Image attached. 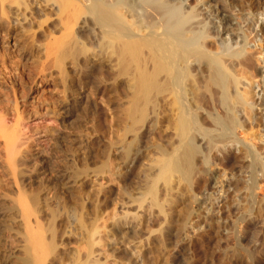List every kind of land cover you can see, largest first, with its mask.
I'll return each instance as SVG.
<instances>
[{"label":"bare ground","instance_id":"1","mask_svg":"<svg viewBox=\"0 0 264 264\" xmlns=\"http://www.w3.org/2000/svg\"><path fill=\"white\" fill-rule=\"evenodd\" d=\"M234 3L240 6L238 0H0V29H7L9 25L11 27L13 20H15L13 21L15 24L22 21L24 23L20 22V24H27L28 26L34 20H37L38 24H42L43 21H48L54 14L57 21L53 23V26L58 27L59 31H57L61 34L56 38L50 34L53 36L51 41L53 40L54 44L50 43L53 46L55 45V50L53 46H50L49 49L53 48L52 54L53 50L55 54L58 51L52 62L61 65L63 59L69 56L73 61H85L86 68L93 70L101 67L106 69L108 75L105 76L108 82H124L127 93L124 94V103L122 101L123 106L120 108L129 120V124H127L126 117L123 115L125 117L124 121L127 122L124 123L127 126L117 129L116 135L120 142L125 143L128 132L131 140L126 142V146H122L123 148L120 149L124 155L123 164L120 165L122 167L115 169L116 167L113 168L112 165H109L108 169L104 170V175L110 176V178L108 176V180L105 179L107 185L117 183L116 177L120 175L118 170L133 166L142 154L137 141L143 126L147 127L149 125L150 128L155 129L157 123L161 122H158L161 118L166 121L173 137L168 140L170 141L168 148L166 146V148L161 147L158 144L159 146L156 149L158 150L156 151L158 156L155 157L154 163L157 166L154 171L156 173L152 178L148 173L150 178L148 179V176H146L145 178L148 181L146 182V179L144 182V184L146 183L145 192L147 191L146 193L150 196L148 207L156 208L157 216H160L161 219L157 234L160 236L162 244L165 243L169 234L175 236L177 239L174 241L177 242L180 236L189 237V233L185 231L183 226L188 224L198 213H203L202 217L205 218V222L208 224L209 229L207 231L212 234L211 236L217 239L224 236V240L225 236H229L227 233L230 230L233 231V226L235 227L236 219L231 221L228 218L232 214V210L237 211L240 218L243 214H245L243 216L247 214V216L253 215V217H259L261 221H264V159L262 160L264 150L262 152V149L258 148V143L264 145V127L261 126L260 134H257L256 129V131H253V123L258 116L264 122V52L262 50L264 48L262 46L263 40L258 37L264 31V9L260 8L255 12L250 11L251 9L250 12H246V9H244L246 15H251H249L250 20L254 17L252 24L247 23L244 28L241 26V22L246 20L243 19L241 14V22H234L232 13L233 9L237 8ZM236 11L239 12V8ZM49 15L51 16L49 17ZM79 23H82L81 26L76 27ZM6 35H9V30L6 31ZM47 35H49L48 30ZM6 57L4 55L0 59V78L2 80L9 79L14 74V72H11L13 71L12 68L9 71L7 70ZM47 62L46 60L44 64ZM64 90H67V87ZM116 92L114 91L115 94ZM89 97L91 96L89 95ZM96 99L97 102L103 103V97L97 96ZM2 106H0V143H2L0 146V159L3 158L4 161H7L9 157H12L14 160L16 153L19 152L17 146L19 147V137L22 135L20 124L22 123L21 116L23 114L20 115L17 111L11 114L7 109L6 112ZM111 128L113 129V127ZM20 143L22 144L23 140ZM236 151H238V155ZM223 154L228 158L231 157L234 160L238 158L245 162L243 173H245L247 180L245 179L246 182L243 180L245 183V185L243 184L244 190L241 191L240 189L243 200L238 199L239 202L235 205L228 203L230 196L228 198L227 196L229 191L236 190L235 186L238 182L237 179H233L236 171L231 172L232 179L227 177L226 173H223L220 174L219 180L217 179L219 176L215 180L211 171L212 166L215 165L214 160L218 159L217 156L220 157ZM110 161L112 162L111 156ZM9 165L12 166V164ZM10 168L13 169L14 167ZM116 171L119 175L113 177ZM197 174L208 176L211 183L210 188L212 189L216 183L219 184L218 189L214 191L216 194L212 196L211 192L209 194L206 192L203 195L198 194L200 195L198 196L194 193L193 196L192 193V197L187 194V200L194 198V201H191L193 203L191 208L192 218L185 221L189 216L182 221L180 220V223H177L180 227H176V224L172 228L173 225L168 224L164 200L163 202L160 201L159 192L163 189L167 192L171 191L174 188L173 184H175L177 189L179 185H181V188L183 186L184 191H181L180 194L190 193L193 179ZM121 175L123 174L121 173ZM142 193L145 194L144 191ZM166 194L169 195L170 193ZM140 198L132 199V201L135 202L137 199L139 202ZM143 205L138 204V209ZM226 206L227 209H223ZM140 209L142 210V208ZM196 212L198 213L195 214ZM125 213L123 217L121 215L122 220H128L126 218L130 213L128 212V214L126 211ZM135 213L132 212L131 215L133 216ZM104 214L105 219L115 216L114 211L109 212L107 210V213L104 211ZM153 215L158 218L156 213ZM100 216L97 217L99 223L94 227V231L105 227L106 220L104 217L100 219ZM135 216L137 217V215L131 217L133 221L130 223L124 221L132 229L140 223L138 217ZM141 217L139 215V218ZM121 219H118L117 222ZM94 221H96V218ZM175 221L177 222V220ZM196 226L199 231L202 225L199 223ZM53 232H51L52 235L50 234L51 237L46 242L43 241L40 234L31 236L32 243L30 245L33 246H31L33 251L32 253L28 252L37 254L33 257L34 259H31L30 256L25 258L22 264H42L45 261V258L42 261L43 252H49L48 254L58 252L55 241L56 235ZM106 236L100 230L92 234V238L88 241L89 244H86L87 248L85 249V246L84 248L82 246L84 260L80 261V259V264L100 263L97 256L104 252L103 247L107 244ZM257 237L256 239L260 242L255 243L257 244L255 248L258 249L259 246L260 250L263 251L262 260L264 261V233ZM252 240L254 239L252 238ZM163 245L161 247L162 251L168 247L165 245L166 247L163 248ZM96 248L97 250H95ZM129 254L130 256L135 255V262L141 264L144 262L140 251L135 247ZM167 257L165 254L160 255L159 259L161 258L162 264H187L190 258L187 254L173 256L174 262L171 263ZM260 262L262 264V261Z\"/></svg>","mask_w":264,"mask_h":264},{"label":"rangeland","instance_id":"2","mask_svg":"<svg viewBox=\"0 0 264 264\" xmlns=\"http://www.w3.org/2000/svg\"><path fill=\"white\" fill-rule=\"evenodd\" d=\"M238 2L240 6L234 3L237 8L233 9V19L234 22H241L242 18L240 17L242 16L246 21L242 20L241 23L243 24L244 22V24H241V26L245 28V24H252L254 17L250 20L251 15H246L244 9H246V12H255L260 10V8L264 9V0H238ZM238 8L239 12L236 11ZM52 16L48 21H43L42 24H38L39 22L34 20L29 26L27 24H20V22L24 23L22 21L15 24L13 22L15 20H13L11 27L9 25L7 29H0V59L4 55L5 57L7 56V70L9 71L12 68L13 71L11 72H14L13 76L9 79L2 80L0 78V90H2L0 93V106L3 105L2 107L5 110L7 109L11 114H14L16 111L20 115L23 114L21 116L22 123L20 124V128L25 133L21 132L22 135L20 134L19 140L21 142L23 140V143L21 144L19 141V147L21 148L17 146L19 152L16 153L14 160L12 157H9L7 161H4L3 158L0 159V264H22V261L25 258H29V256L31 259H34L33 257L37 253H29L33 251L31 250L33 246L30 245L32 243L31 236L40 234L43 241L46 242L48 238L50 239L52 231L56 235L55 241L58 252H55V254L43 252L42 261L45 258L43 263L80 264V261L84 260L82 246L83 248L85 246L86 249L89 244L88 241L92 238V234L98 230L105 236L107 235L108 240V242L106 240L107 244L103 247L104 252L100 256H97L100 262L98 264L103 263V260L105 261L103 264H141L137 261L135 262V255L130 256L129 254L134 247L141 253L142 261H144L142 264H160L162 262L161 258L159 259L161 254L167 255L171 263L174 262V257L187 254L190 256L187 264H261L260 261L264 264L262 260L263 251L260 250L259 246L258 249L255 248L257 245L255 243L260 242L256 239L258 238L257 236L264 233V221H261L259 217H253V215L247 216V214L246 216H243L245 215L243 214L242 218H240L237 211L234 212L235 210H232V214L228 218L231 221L236 219L234 224L236 228L233 226L234 233L231 230L229 233L226 232L229 236H225V240L224 236H221V239L219 237L218 239L213 238L212 234L207 231L209 227L205 222V218L202 217L203 213L196 212L195 214H198L188 224H184L183 226L185 231L189 233V237L180 236L177 242L174 241L177 238L169 234L168 237L166 236V241L164 240L165 243L163 242L164 245L162 244L160 236L157 234V229L161 225V219L160 216H157L156 208L148 207L150 196L146 193L147 191L145 192L146 183L144 184V182L150 176L152 178L156 173L154 171L157 169V166L154 163L155 157L158 156L156 153L158 151L156 150L157 146H166L168 148L170 142L168 140L173 137L164 118L158 121L161 122L157 123L155 129L150 128L149 125L147 127L143 126L142 131L139 132V139L137 141L138 148L142 154L133 166L120 168L121 170H118L120 175L116 171L113 177L119 175V177H116L118 184L109 183L107 185L106 180L110 176L106 172L107 176H105L104 170L109 165H112L113 168L116 167L115 169L122 167L120 165L123 164L124 155L120 149L125 147V143L131 140L130 133L128 132L125 143L120 142L116 135L117 129L125 128L129 124V120L121 109L127 88L125 90L126 86L123 81H119L118 83L108 82L105 76L106 74L108 75L106 69L101 67L93 70L86 68L85 61H73L71 57L67 56L68 58H64L63 63H61L62 67L57 62H52L54 61L53 57L55 58L58 51L56 54L54 53L55 45H52L54 42L51 39H53V36L56 38L61 34L58 32V27L53 26V23H56L57 20L54 14ZM239 18L240 20H238ZM81 24H77L76 27L81 26ZM46 29L49 35H47ZM7 30H9V35H6ZM253 32L255 33V30ZM258 34L260 35V32ZM258 37L263 40L262 46L264 48V31ZM50 46L54 48L53 54V48H50V50ZM262 50L264 52V49ZM47 53L49 54L48 57ZM46 60L49 63L44 64ZM65 87H67V90H64ZM116 90L118 91L116 92ZM97 96L103 97V103L97 102ZM2 102L6 105L2 104ZM15 104L18 106L16 107ZM123 115L126 117L128 123L124 121L125 117ZM258 117L255 122L253 121V131L257 130L258 133H255L260 134L261 126L264 127V122L260 116ZM108 138L109 140H107ZM258 148H261L262 150H260L263 152L264 145L258 143ZM236 152L238 155V151ZM110 156L112 162L110 161ZM262 156L263 160L264 153ZM217 158L214 160L215 165L213 164L214 167L212 166L211 169L215 180L218 176L217 179L219 180L220 174L223 173H226L227 177L232 179L231 172L236 171L233 179H237L238 182V188L235 186L237 193L236 190L233 192L229 191V195L227 196V198L230 196L228 203L235 205L239 202L238 199L243 200V194H241L245 185L243 180H247L245 173H243V164L245 165V162L243 159L241 161L238 158L235 160L231 159V157L228 158L225 154L220 157L217 156ZM9 164H12V166ZM236 173H238V176ZM146 176L148 177L145 178ZM196 177L193 179L190 193H184L185 196L184 194H180L184 191L183 186L181 188V185H179L177 189L175 184H173L174 188L171 191L167 192L163 189L159 192V198L161 199L159 200L162 202L164 200L167 221L169 225H173L172 228L180 220L182 221L189 216L185 221L192 218L191 208L193 203L191 201L193 202L194 198L187 200L188 195L191 196L192 193L193 196L195 195L194 193L203 195L206 192L208 194L211 192L212 196L216 194L214 191L218 189V183L212 189L210 188L211 183L208 176H199L197 174ZM203 189L206 190L204 191ZM131 198L134 200L135 198H140L141 200L139 199L140 201L138 202L136 199L137 203L134 200L132 201ZM231 200L235 201L232 202ZM188 201L190 202L188 203ZM138 204L144 205L138 209ZM114 206L116 207L113 208ZM223 209H227V206L223 207ZM107 210L109 212L114 211L115 216L105 219L104 211L107 213ZM150 210L151 213L155 211L154 213H156L158 218L153 215L154 213L151 214ZM125 211L130 213L128 218H126L128 220H122L123 214H126ZM185 211H188V213ZM132 212L137 213L134 215H137L141 223L137 222L140 225L137 224L133 229L127 226L128 223H124V221L129 223L133 221L131 218L134 217V215H131ZM213 212L215 213V211ZM213 212L212 214L214 215ZM139 215L143 218H139ZM99 216L100 219L104 217L106 220L105 227H102L103 229L97 227L98 230L94 231V227L99 223L97 220ZM78 218L80 219L78 220ZM95 218L96 221H94ZM118 219L121 220L117 222ZM52 220H54V223ZM199 223L202 226L198 231L199 228L197 229L196 225ZM178 224L176 227H180ZM92 231L94 232L92 233ZM253 234L256 237H253ZM251 236L254 240H252ZM162 245L163 248L167 245L168 247L165 246L167 249L162 251ZM157 246L159 247L157 248ZM31 255L33 256L31 257Z\"/></svg>","mask_w":264,"mask_h":264}]
</instances>
